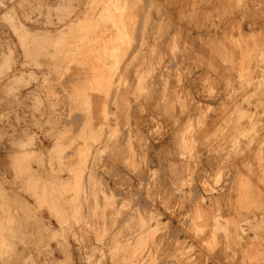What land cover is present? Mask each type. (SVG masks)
Returning a JSON list of instances; mask_svg holds the SVG:
<instances>
[{
	"label": "rangeland",
	"instance_id": "rangeland-1",
	"mask_svg": "<svg viewBox=\"0 0 264 264\" xmlns=\"http://www.w3.org/2000/svg\"><path fill=\"white\" fill-rule=\"evenodd\" d=\"M0 264H264V0H0Z\"/></svg>",
	"mask_w": 264,
	"mask_h": 264
},
{
	"label": "bare ground",
	"instance_id": "bare-ground-1",
	"mask_svg": "<svg viewBox=\"0 0 264 264\" xmlns=\"http://www.w3.org/2000/svg\"><path fill=\"white\" fill-rule=\"evenodd\" d=\"M180 1V0H179ZM149 5V4H148ZM39 8V7H38ZM73 10V9H72ZM213 10V9H212ZM252 13V12H251ZM167 16V15H166ZM207 16V15H206ZM208 21V20H207ZM105 36V35H104ZM199 41V40H198ZM182 43V42H181ZM206 63V62H205ZM160 79V78H159ZM161 87V86H160ZM156 97V96H155ZM155 104V103H154ZM164 111V110H163ZM79 118V117H78ZM77 118V119H78ZM74 120V119H73ZM144 134V133H143ZM146 135V134H145ZM110 154V153H109ZM160 161V160H159ZM89 164V163H88ZM105 168V167H104ZM103 169V168H102ZM163 178V177H162ZM127 183V182H126ZM157 186V185H156ZM133 197V196H132ZM167 199V198H166ZM151 205V204H150ZM173 206V205H172ZM148 208V207H147ZM148 210V209H147Z\"/></svg>",
	"mask_w": 264,
	"mask_h": 264
}]
</instances>
